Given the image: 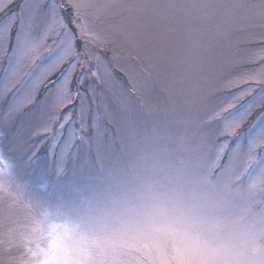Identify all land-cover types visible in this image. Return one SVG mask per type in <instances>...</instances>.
<instances>
[{"label": "rangeland", "instance_id": "374dc122", "mask_svg": "<svg viewBox=\"0 0 264 264\" xmlns=\"http://www.w3.org/2000/svg\"><path fill=\"white\" fill-rule=\"evenodd\" d=\"M91 2L107 36L102 86L87 66L74 68L84 41L71 8L0 0L9 4L0 12V264H20L44 214L99 233L140 231L147 219L185 226L151 249L131 242L135 264H264V17L235 7L259 0ZM54 17L64 35L40 42ZM25 32L36 48L13 79ZM65 39L81 55L51 68L30 102ZM119 256L112 249L95 264Z\"/></svg>", "mask_w": 264, "mask_h": 264}, {"label": "clouds", "instance_id": "9594fccd", "mask_svg": "<svg viewBox=\"0 0 264 264\" xmlns=\"http://www.w3.org/2000/svg\"><path fill=\"white\" fill-rule=\"evenodd\" d=\"M140 228V231L99 233L76 221L44 214L29 227L24 241L38 253L36 259L41 264H95L101 254L112 249L120 253L119 264H135L128 255L131 242L139 238L151 249L156 244H166L171 232L183 230L185 226L164 218L147 219ZM53 233L59 238L55 249Z\"/></svg>", "mask_w": 264, "mask_h": 264}, {"label": "snow or ice", "instance_id": "6c2138e0", "mask_svg": "<svg viewBox=\"0 0 264 264\" xmlns=\"http://www.w3.org/2000/svg\"><path fill=\"white\" fill-rule=\"evenodd\" d=\"M62 6H66L72 9L73 14L75 16L74 27L76 32L79 34L80 38L84 41V47L82 50L83 60H77L74 68L78 64L80 68L85 66L88 67L89 75L98 81V83L102 86L105 83V76H109L107 68L110 67V63L108 59H106L104 55V49L101 47L102 45H106L107 36L103 31V24L96 23L92 17H95L96 20L99 19V12L100 9L97 5L93 4L91 0H61ZM9 5V4H8ZM8 5H5L3 8H0V12L4 11ZM240 9L246 10H258L256 11V15L260 17H264V0H259L257 4H241L235 6ZM31 16L32 13H29ZM244 23H248L247 17H242ZM249 27H253L254 25L248 24ZM94 29H99V31H94ZM65 32V22L61 18H52L50 23L47 25L46 29L44 30L43 34L40 36V42L43 41H51L55 42L61 36L64 35ZM251 35V33H250ZM36 48V44L33 41L29 32H25L23 43L21 46V50L19 56L17 58V64L12 69V78L15 79L17 77V69L19 67V60L28 58V54L30 51H34ZM50 50V49H48ZM81 55V51L77 50L74 45V41L69 42L65 39V47L63 52L61 53L60 57L49 66L42 71L40 76L36 79L33 83L30 93L26 99L31 102V98L33 93L36 92L37 85L40 82V79L44 78L48 71L51 68L56 67L57 64H63L70 59H74ZM138 58H141L138 53ZM144 60H151L152 58V50L151 48H147L143 52ZM35 57H32L31 60L35 61ZM101 66L105 68V72L101 75L100 69ZM153 70V69H151ZM141 69H138L134 64L130 65L127 71V75L129 76L130 81H137L139 79V75L141 73ZM67 89L61 90V95L65 99L71 98L66 95ZM137 93V89L135 85L131 90H129L128 95L132 96ZM78 95V93H77ZM63 103V101H61ZM25 104L23 107H26ZM67 104H63V107L58 108L57 110H53V115L51 116L48 124L40 129L42 133H48L51 130V124L53 121L58 119V113L62 111ZM17 110L22 109L18 105L16 106ZM82 114V113H81ZM70 119V117H65V121ZM81 129L83 130V124L81 125ZM25 252L20 257V264H41V261L37 260L36 257L38 253L33 250L27 243H24Z\"/></svg>", "mask_w": 264, "mask_h": 264}]
</instances>
